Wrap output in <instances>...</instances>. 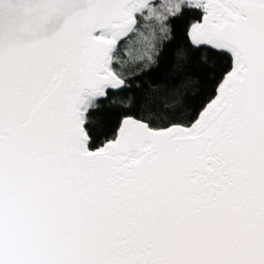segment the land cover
<instances>
[{
    "label": "snow or ice",
    "instance_id": "6c2138e0",
    "mask_svg": "<svg viewBox=\"0 0 264 264\" xmlns=\"http://www.w3.org/2000/svg\"><path fill=\"white\" fill-rule=\"evenodd\" d=\"M0 264H264V0H0Z\"/></svg>",
    "mask_w": 264,
    "mask_h": 264
},
{
    "label": "trees",
    "instance_id": "16d2710c",
    "mask_svg": "<svg viewBox=\"0 0 264 264\" xmlns=\"http://www.w3.org/2000/svg\"><path fill=\"white\" fill-rule=\"evenodd\" d=\"M178 42H182V40H179L178 39ZM192 68L193 69H196V68H198V65H197V63L194 61L193 62V64H192ZM149 71H151V69H149ZM137 83H139V81H137ZM115 117H116V114H115V112H108V111H101V112H98L97 114H96V119L98 120V121H100V122H106L107 120H109V119H115Z\"/></svg>",
    "mask_w": 264,
    "mask_h": 264
}]
</instances>
